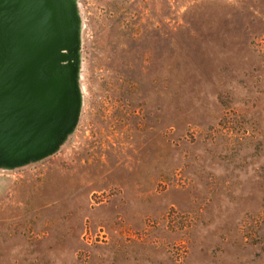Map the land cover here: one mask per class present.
<instances>
[{"label": "rangeland", "instance_id": "374dc122", "mask_svg": "<svg viewBox=\"0 0 264 264\" xmlns=\"http://www.w3.org/2000/svg\"><path fill=\"white\" fill-rule=\"evenodd\" d=\"M79 110L0 164V264H264V0H70Z\"/></svg>", "mask_w": 264, "mask_h": 264}, {"label": "water", "instance_id": "95a60500", "mask_svg": "<svg viewBox=\"0 0 264 264\" xmlns=\"http://www.w3.org/2000/svg\"><path fill=\"white\" fill-rule=\"evenodd\" d=\"M54 0H0V164L53 149L76 121L77 18Z\"/></svg>", "mask_w": 264, "mask_h": 264}, {"label": "flooded vegetation", "instance_id": "af4514ba", "mask_svg": "<svg viewBox=\"0 0 264 264\" xmlns=\"http://www.w3.org/2000/svg\"><path fill=\"white\" fill-rule=\"evenodd\" d=\"M54 1L56 2V4H58V8L60 9L59 10L60 15L64 14L65 16L69 17L70 15L69 5L71 4V1L70 0H54Z\"/></svg>", "mask_w": 264, "mask_h": 264}]
</instances>
